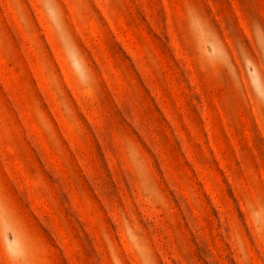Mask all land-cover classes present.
Instances as JSON below:
<instances>
[{
	"label": "rangeland",
	"instance_id": "1",
	"mask_svg": "<svg viewBox=\"0 0 264 264\" xmlns=\"http://www.w3.org/2000/svg\"><path fill=\"white\" fill-rule=\"evenodd\" d=\"M0 264H264V0H0Z\"/></svg>",
	"mask_w": 264,
	"mask_h": 264
}]
</instances>
